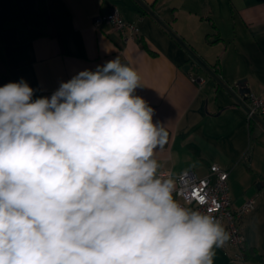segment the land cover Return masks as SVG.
<instances>
[{
    "label": "clouds",
    "instance_id": "1",
    "mask_svg": "<svg viewBox=\"0 0 264 264\" xmlns=\"http://www.w3.org/2000/svg\"><path fill=\"white\" fill-rule=\"evenodd\" d=\"M141 87L119 58L50 97L0 87V264H213L230 234L174 198Z\"/></svg>",
    "mask_w": 264,
    "mask_h": 264
},
{
    "label": "crops",
    "instance_id": "2",
    "mask_svg": "<svg viewBox=\"0 0 264 264\" xmlns=\"http://www.w3.org/2000/svg\"><path fill=\"white\" fill-rule=\"evenodd\" d=\"M68 12H56V34L0 45L5 79L23 78L33 99L47 96L78 72L119 58L139 73L136 94L155 109L167 142L155 152L161 170L175 177L184 172L205 176L213 163L229 171L233 207L254 198L242 232L244 247L254 252L244 259L242 246L226 243L214 249L213 264H264V125L248 117L241 105L137 0H64ZM152 6L187 46L212 66L228 85L246 79L251 92L264 97V0H141ZM118 6L123 17L137 23L139 36L124 41L108 22L93 18ZM191 75L199 83L193 81ZM264 119V116L262 117ZM175 197V196H174ZM176 199V197H175Z\"/></svg>",
    "mask_w": 264,
    "mask_h": 264
},
{
    "label": "built area",
    "instance_id": "3",
    "mask_svg": "<svg viewBox=\"0 0 264 264\" xmlns=\"http://www.w3.org/2000/svg\"><path fill=\"white\" fill-rule=\"evenodd\" d=\"M93 21L96 26L105 22L110 23L124 41L139 37L137 23L126 20L116 5H113L106 13L96 14ZM191 79L199 83L204 81L203 78L197 79L194 75H191ZM246 96L243 102L248 117L255 119L254 115H258L262 118L264 116V97L255 92L247 93ZM160 172L174 180L173 195L181 205L218 218L230 234L228 244L241 247L245 243L241 226L246 213L255 207L256 201L251 198L240 207H233L228 170L213 163L209 172L202 177L192 172H184L177 177L170 170H161Z\"/></svg>",
    "mask_w": 264,
    "mask_h": 264
},
{
    "label": "trees",
    "instance_id": "4",
    "mask_svg": "<svg viewBox=\"0 0 264 264\" xmlns=\"http://www.w3.org/2000/svg\"><path fill=\"white\" fill-rule=\"evenodd\" d=\"M56 12H68L64 0H0V25L7 22L23 20L29 30L30 39L56 34L57 31L51 30ZM173 36L181 44L185 45V42L180 37L176 34ZM138 40L142 41L145 45L140 36ZM24 41L20 38L17 26L11 25L0 29V45H14ZM5 73L6 64L0 55V87L7 84ZM243 245L242 255L247 260L254 251L245 248V245Z\"/></svg>",
    "mask_w": 264,
    "mask_h": 264
},
{
    "label": "water",
    "instance_id": "5",
    "mask_svg": "<svg viewBox=\"0 0 264 264\" xmlns=\"http://www.w3.org/2000/svg\"><path fill=\"white\" fill-rule=\"evenodd\" d=\"M146 10L149 14H151L160 24H162L167 30H169L172 35L175 33L168 27L166 22L160 18V16L155 12L152 6H147L145 5L141 0H137ZM184 45V44H183ZM186 49L190 52L191 56L193 59L184 66V70H189L191 66L194 64L198 63L201 67H203L206 71L210 73V75L215 78L218 83H220L241 105L245 107V104L243 100L246 99V94L251 92V89L247 86L246 84V79L242 78L238 80L234 86L228 85L222 81L220 76L215 72V70L205 62L203 58H201L195 50L187 46L186 44L184 45ZM254 118L261 122L264 125V119L259 117L258 115H254Z\"/></svg>",
    "mask_w": 264,
    "mask_h": 264
},
{
    "label": "rangeland",
    "instance_id": "6",
    "mask_svg": "<svg viewBox=\"0 0 264 264\" xmlns=\"http://www.w3.org/2000/svg\"><path fill=\"white\" fill-rule=\"evenodd\" d=\"M11 25H15L19 29H21V30H23L24 28H26L25 22L23 20H19V21H16V22L3 23V24L0 25V29H3L4 27L11 26Z\"/></svg>",
    "mask_w": 264,
    "mask_h": 264
}]
</instances>
